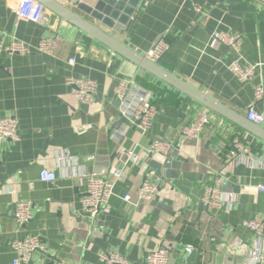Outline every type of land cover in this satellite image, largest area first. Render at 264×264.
Here are the masks:
<instances>
[{
    "label": "crops",
    "instance_id": "obj_1",
    "mask_svg": "<svg viewBox=\"0 0 264 264\" xmlns=\"http://www.w3.org/2000/svg\"><path fill=\"white\" fill-rule=\"evenodd\" d=\"M54 1L74 10L69 0ZM17 4L0 0V40L37 46L55 36L60 48L54 57L37 51L0 56V117H15L19 135L17 142L0 144V264L16 257L13 241L31 236L40 238L45 251L24 264H103L101 251L142 264L147 253L161 248L169 250V264H241L256 239L244 223L264 216V142L53 12L46 10L39 22L20 20ZM95 25L142 56L164 38L171 48L157 63L163 69L245 118L251 105L264 117V98L255 99V89H264V9L258 0H142L121 33ZM215 32L242 37L240 58L260 64L252 81L243 83L230 71L233 54L213 38ZM72 58L75 66L68 63ZM69 77L96 82L92 104L73 97ZM129 79L152 96L156 116L147 133L120 114L115 88ZM204 112L210 123L200 137L181 143L182 129ZM122 130L124 137L115 141ZM235 139L250 153L226 166ZM157 140L173 144L171 160L179 147L181 167L170 177L150 166ZM43 171L55 172L57 181L41 182ZM114 172L121 178L109 211L92 221L81 202L86 176L113 178ZM219 174L228 179L222 192L234 196L222 210L210 211L202 196ZM146 181L158 183L159 190L155 199L141 202L136 197ZM18 201L33 204L26 225L14 216Z\"/></svg>",
    "mask_w": 264,
    "mask_h": 264
},
{
    "label": "built area",
    "instance_id": "obj_2",
    "mask_svg": "<svg viewBox=\"0 0 264 264\" xmlns=\"http://www.w3.org/2000/svg\"><path fill=\"white\" fill-rule=\"evenodd\" d=\"M17 2L16 12L20 20L39 22L46 12L45 7L34 0H17ZM258 3L261 9H264V0H258ZM194 8L197 13L202 14L207 20L208 16L200 5L195 4ZM212 36L233 54V61L229 67L230 71L243 83L252 81L260 64H249L240 58L242 37L232 32H215ZM59 48V40L55 36L42 39L37 46L25 44L15 38L8 43L4 39L0 40V56L5 53L12 56L27 55L37 51L54 57ZM170 48V44L164 38H161L148 50L145 57L154 63H158L170 51ZM68 63L71 66H75L76 60L72 58ZM66 84L72 89L73 97L82 104H92L94 102L97 94V84L94 80L69 77L66 80ZM115 94L120 104L121 116L143 133L151 130L156 116V108L151 94L139 87L133 79L120 82L115 88ZM263 98L264 89L259 86L255 89V99L260 101ZM247 119L257 126L264 124V117L254 110L253 105L249 106L247 110ZM209 123V115L206 112L200 113L194 121L182 129L180 142L185 143L198 139ZM124 134V130H122L119 135H113V139L117 141L124 137ZM18 140V120L11 116L0 117V144L5 141L17 142ZM172 149L173 144L163 140H157L152 145L153 153L162 154L166 157L170 155ZM249 153V148L239 139H235L233 148L226 155L225 165L232 166L239 162L242 159L241 157L249 155ZM120 178V172H114L113 178H105L95 174L86 176L87 193L81 202L90 220L96 221L108 213L109 202L114 195L116 182ZM57 179L58 175L55 172L43 171L40 175V180L44 183H54ZM227 180L226 176L219 174L214 184L205 189L202 203L208 210H222L233 199V194L227 195L221 190V187L226 185ZM158 190V183L146 181L138 191L136 198L141 202H150L155 199ZM259 190L264 192V186L259 187ZM131 200V196L125 197L126 202ZM32 207L33 204L31 202L18 201L15 203L14 216L18 223L26 225L32 220ZM244 226L254 233L256 239L249 256L241 264H264V216L247 221ZM12 248L16 252V257L11 264L27 263L31 260L34 253L45 251L44 245L37 236L15 240L12 242ZM187 250L193 252L195 248L189 247ZM99 257L103 264H132L125 256L114 252L101 251ZM169 260V250L161 248L147 253L142 264H169ZM54 264L67 263L65 261H57Z\"/></svg>",
    "mask_w": 264,
    "mask_h": 264
},
{
    "label": "water",
    "instance_id": "obj_3",
    "mask_svg": "<svg viewBox=\"0 0 264 264\" xmlns=\"http://www.w3.org/2000/svg\"><path fill=\"white\" fill-rule=\"evenodd\" d=\"M34 1L43 5L46 10L53 12L85 32L116 54L133 62L152 76L190 97L205 108L238 125L264 142L263 127L251 123L247 118L233 112L214 98L163 69L159 64L138 54L95 25V23H99L114 32L121 33L126 29L133 15L142 7V0H69L73 4L74 10L54 0ZM80 14L85 15L88 19L80 16ZM178 153L179 147L176 146L171 156L174 160H171L170 157L152 152L149 155L151 168L159 176L170 177L172 169H179L181 167V162L176 160ZM193 254L195 255L194 252Z\"/></svg>",
    "mask_w": 264,
    "mask_h": 264
}]
</instances>
